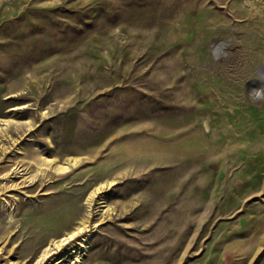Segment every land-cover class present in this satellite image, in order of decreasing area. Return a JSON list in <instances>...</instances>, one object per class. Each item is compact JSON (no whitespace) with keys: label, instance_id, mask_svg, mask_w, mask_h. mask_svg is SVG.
Segmentation results:
<instances>
[{"label":"rangeland","instance_id":"374dc122","mask_svg":"<svg viewBox=\"0 0 264 264\" xmlns=\"http://www.w3.org/2000/svg\"><path fill=\"white\" fill-rule=\"evenodd\" d=\"M259 1L0 0V264H264Z\"/></svg>","mask_w":264,"mask_h":264},{"label":"bare ground","instance_id":"6f19581e","mask_svg":"<svg viewBox=\"0 0 264 264\" xmlns=\"http://www.w3.org/2000/svg\"><path fill=\"white\" fill-rule=\"evenodd\" d=\"M245 1V4L247 5V6H249L252 10H256V11H258V10H260L259 8H261V2L259 1V0H244ZM245 6V5H244ZM219 48H220V46H216L215 48H214V50H215V52L216 53H218V50H219ZM260 75L261 76H263L264 75V68L263 69H261V73H260ZM250 87H251V89H252V91L253 92H255L256 94L261 90V84H260V80L259 79H253V80H251V82H250ZM24 159V158H23ZM44 159V158H43ZM20 160V159H19ZM59 164V163H58ZM67 165V164H66ZM71 166V165H70ZM51 167V166H50ZM41 168V167H40ZM15 169H16V167H15ZM61 169H66L65 167H62ZM9 174H10V172H9ZM11 175V174H10ZM24 176H26V175H24ZM31 178V177H30ZM14 179V178H13ZM24 179V178H23ZM22 181V180H21ZM24 181V180H23ZM2 183V182H1ZM6 184V183H5ZM10 185V184H9ZM21 185H23V184H21ZM20 185V186H21ZM27 185V184H26ZM1 186H3V185H1ZM5 186V185H4ZM24 186V185H23ZM5 187H7V185L5 186ZM12 187V186H11ZM22 187V186H21ZM1 193V192H0ZM8 198V197H7ZM3 199V198H2ZM15 204V203H14ZM6 205H7V203H6ZM8 208H9V206H8ZM12 209V208H11ZM6 213H10L9 211L8 212H6ZM7 216V215H6ZM9 216V215H8ZM9 218V217H8ZM89 226H88V224H87V221H83L82 223H81V225L80 226H78V227H76L73 231H71V232H68V233H66V235L63 237V238H61V239H59V240H57L55 243H56V246L57 247H59L61 244H65V243H67V242H69V241H71L77 234H79V233H81V232H83L84 230H86L87 228H88ZM51 248L49 247V248H46L45 250H43L42 251V253H41V255L39 256V259H37L38 261L36 262V264H41L46 258H48V256H49V254H50V252H51ZM259 251V250H258ZM13 263V262H12Z\"/></svg>","mask_w":264,"mask_h":264}]
</instances>
